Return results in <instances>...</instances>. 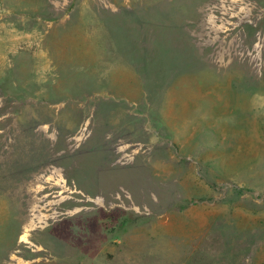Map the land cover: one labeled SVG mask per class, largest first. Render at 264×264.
I'll return each instance as SVG.
<instances>
[{"label":"rangeland","instance_id":"374dc122","mask_svg":"<svg viewBox=\"0 0 264 264\" xmlns=\"http://www.w3.org/2000/svg\"><path fill=\"white\" fill-rule=\"evenodd\" d=\"M0 264H264V0H0Z\"/></svg>","mask_w":264,"mask_h":264},{"label":"bare ground","instance_id":"6f19581e","mask_svg":"<svg viewBox=\"0 0 264 264\" xmlns=\"http://www.w3.org/2000/svg\"><path fill=\"white\" fill-rule=\"evenodd\" d=\"M66 192V191H65ZM32 196H31V199H30V207L32 206V210H31V214H30V217H29V221H28V224H27V227H26V234H24V236H23V238L26 240V241H29V239H28V236H29V233H30V231L31 230H33V229H39V227H42V225H44V224H47V221H48V219H49V216L48 215H43V214H36V211H37V209H39V206L38 205H34V204H36V203H38V198L36 197V195H37V193H34V195L33 194H31ZM87 198V197H86ZM49 199V198H48ZM69 199V198H68ZM71 199V198H70ZM95 199V198H94ZM46 200V199H45ZM60 200V199H59ZM65 200H67V198L65 199ZM75 200V199H74ZM58 201V200H57ZM61 202H63V201H61ZM92 202H94V201H92ZM40 203V202H39ZM51 203V202H50ZM64 205H65V203L63 202V203H61L60 204V207L61 208H64ZM30 210V209H29ZM81 210V209H80ZM79 210V211H80ZM40 210H38V212H39ZM65 211H67L66 209H65ZM78 211V212H79ZM40 213V212H39ZM64 216V215H63ZM54 217V216H53ZM59 217V216H58ZM51 218V217H50ZM60 218V217H59ZM52 219V218H51ZM50 224V223H49ZM57 225V224H56ZM25 241V242H26ZM29 243V242H28Z\"/></svg>","mask_w":264,"mask_h":264},{"label":"crops","instance_id":"0c3cea01","mask_svg":"<svg viewBox=\"0 0 264 264\" xmlns=\"http://www.w3.org/2000/svg\"><path fill=\"white\" fill-rule=\"evenodd\" d=\"M34 262L38 263V262H42V261H34ZM34 262H33V263H34Z\"/></svg>","mask_w":264,"mask_h":264}]
</instances>
